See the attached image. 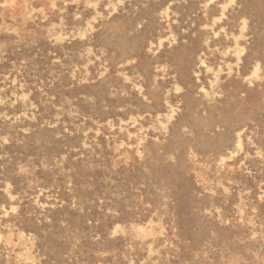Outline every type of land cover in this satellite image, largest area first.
Masks as SVG:
<instances>
[{"label": "rangeland", "instance_id": "1", "mask_svg": "<svg viewBox=\"0 0 264 264\" xmlns=\"http://www.w3.org/2000/svg\"><path fill=\"white\" fill-rule=\"evenodd\" d=\"M0 264H264V0H0Z\"/></svg>", "mask_w": 264, "mask_h": 264}]
</instances>
